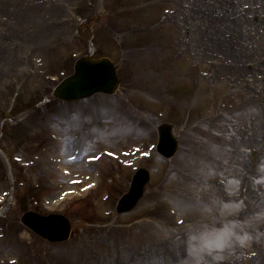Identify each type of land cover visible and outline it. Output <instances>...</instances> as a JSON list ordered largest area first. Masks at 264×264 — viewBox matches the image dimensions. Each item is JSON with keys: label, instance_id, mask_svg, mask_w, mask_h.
<instances>
[{"label": "rangeland", "instance_id": "374dc122", "mask_svg": "<svg viewBox=\"0 0 264 264\" xmlns=\"http://www.w3.org/2000/svg\"><path fill=\"white\" fill-rule=\"evenodd\" d=\"M192 1L0 0V52L16 53L19 64L18 70L3 68L0 75V128L6 126L7 118L21 120L6 127L0 137V195L9 191L12 195V203L0 207V264H243L241 256L246 253L264 263V128L257 132L259 124H264V96L253 94L256 87L236 74L233 51L249 57L252 52L238 47L232 32L244 17L253 48L258 34L264 36L262 11L257 16L254 13L264 8V0H194L200 5L188 7ZM231 6H235L233 11ZM178 8L184 17H188L187 10H198L207 21L204 32L212 22L222 26L232 52L227 49L229 55L216 54L206 41L203 47L193 42L184 33L194 31L190 21L181 23V15L173 16ZM79 17L86 18L84 32L93 31L91 38L84 35L82 43L72 38ZM103 25L121 34L111 36ZM50 26L54 32L48 36L43 30L49 33ZM128 40L139 46H131L127 57L120 54L117 43ZM89 42L95 55L105 53L120 63L122 95H127V102L116 95L81 107L51 103L56 105L54 113L44 119L39 114L45 105L27 119L26 114L19 115L41 103L48 77L71 68L70 57L86 52ZM261 61L264 63V57ZM6 62L9 60L0 59V66ZM244 63L245 68L253 65ZM225 67L232 71L220 72ZM255 75L261 79L258 72ZM240 87L250 92L242 93ZM262 90L260 85L261 95ZM206 95L210 101L220 100L219 104L209 106ZM190 98L192 103L187 106ZM211 108L215 109L209 112ZM140 110L177 124L181 149L171 161L153 153L151 159L136 164L148 166L153 180L134 211L116 216L114 205L133 172L120 162L131 159L133 148L145 150L156 140L155 129L135 118ZM72 111L76 115L70 119ZM62 115L65 118L60 119ZM47 119L53 125H44L47 132L37 131ZM246 130L250 135H245ZM88 134L96 143L85 150ZM231 135L229 157L221 160L205 152L210 137H219L224 145ZM76 136L83 157L110 150L119 159L103 158L92 166L83 160L76 165L59 164L73 153ZM231 156L241 165H235ZM15 157L22 160L16 162ZM232 164L237 180L230 176ZM59 165L78 178L96 172L97 189L85 195L81 187L90 179L73 186L62 177ZM75 188L77 193L57 209L73 221L74 235L65 245H44L19 224L24 211L41 210L44 201L50 203ZM174 215L183 219L181 225L172 220ZM234 220L247 222L249 231L242 230L243 237L234 232L238 227ZM254 228L260 233H254ZM204 237L212 243H202Z\"/></svg>", "mask_w": 264, "mask_h": 264}, {"label": "bare ground", "instance_id": "6f19581e", "mask_svg": "<svg viewBox=\"0 0 264 264\" xmlns=\"http://www.w3.org/2000/svg\"><path fill=\"white\" fill-rule=\"evenodd\" d=\"M230 9L231 11H233L235 9V6H231ZM218 10L219 12H221L223 8H218ZM188 19L192 22L191 29L193 28L194 31L186 30L185 33L189 35V37L193 39V42H196L198 46L203 47L205 46V43L207 42L206 44H209L216 54L226 56V55H229V52L230 53L232 52V48L231 49L228 48L229 46V44L227 45L228 40L224 36V31H223L222 26L218 25V23L212 22L209 29L204 32L202 28L205 27V23L207 21H205L206 18L204 16H200L198 10L194 11L191 9V11L188 14ZM232 30H233L232 32L236 34L237 40H239V44H237L238 47H242L243 50L249 49V46H250L249 41L252 40V38L247 35V24L245 20L242 18L239 19L238 23H236V26ZM263 43H264V36H261L258 34V37L256 38V41H255L256 45L253 47L251 51L252 54H250L251 57L242 56L240 52L233 51V53L235 54V57L237 58V63L238 64L242 63V67L241 68L236 67L235 71L241 74L242 76H247V74H251V78L253 79L252 84H256L255 85L256 87H259L257 86L259 82H260V85H263L262 95L259 92V89L255 93L253 92L255 95L259 94L258 95L259 97L264 96V63L261 61V57H264V44ZM227 49H229V52ZM17 58L18 56L16 55V53L13 54V52L12 53L0 52L1 60H5V61L9 60V62H6V64H2V66H0V75L2 72H4L3 68H7V69L10 68V69L16 70L18 67ZM245 61L253 62V65H251L250 69L245 68L244 66ZM231 71L232 69L230 67H225V68H222L220 72L229 73ZM255 71L258 72V74H262L261 81L255 78ZM241 91L242 93L250 92L246 89L245 90L243 89ZM258 115H260V112ZM263 128H264V124L262 125L259 124V127L257 128V132H260ZM219 146L220 144H217L216 149H220ZM255 264H264V263L262 261H256Z\"/></svg>", "mask_w": 264, "mask_h": 264}, {"label": "clouds", "instance_id": "9594fccd", "mask_svg": "<svg viewBox=\"0 0 264 264\" xmlns=\"http://www.w3.org/2000/svg\"><path fill=\"white\" fill-rule=\"evenodd\" d=\"M200 239H201L202 243H205V244H211L212 243V241L210 239H208L207 237L200 238Z\"/></svg>", "mask_w": 264, "mask_h": 264}, {"label": "snow or ice", "instance_id": "6c2138e0", "mask_svg": "<svg viewBox=\"0 0 264 264\" xmlns=\"http://www.w3.org/2000/svg\"><path fill=\"white\" fill-rule=\"evenodd\" d=\"M261 169L264 170V165H261ZM239 203H240V206L242 207L243 206V201H240ZM193 239H195V237H193Z\"/></svg>", "mask_w": 264, "mask_h": 264}]
</instances>
